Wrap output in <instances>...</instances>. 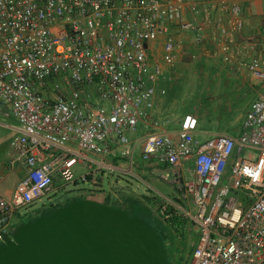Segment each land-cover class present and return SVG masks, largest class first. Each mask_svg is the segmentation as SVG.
<instances>
[{"label": "built area", "instance_id": "obj_1", "mask_svg": "<svg viewBox=\"0 0 264 264\" xmlns=\"http://www.w3.org/2000/svg\"><path fill=\"white\" fill-rule=\"evenodd\" d=\"M243 26L234 0H0V114L18 119L9 161L26 168L11 196L0 190V242L57 186L85 181L108 155L133 163L140 148L194 205L183 208L199 230L185 264H264V88L237 133L204 139L195 112L176 136L152 119L166 64L183 49L175 28L264 81V57L249 55L257 45L236 41ZM141 122L148 130L134 136ZM78 164L89 170L78 176Z\"/></svg>", "mask_w": 264, "mask_h": 264}, {"label": "rangeland", "instance_id": "obj_2", "mask_svg": "<svg viewBox=\"0 0 264 264\" xmlns=\"http://www.w3.org/2000/svg\"><path fill=\"white\" fill-rule=\"evenodd\" d=\"M185 48L188 47L183 46V49ZM208 48L209 50L206 51L203 45L196 44L189 49V52L185 53L182 49L174 64H166V79L161 80L158 86L159 107L165 105V108L155 112L152 116L153 124H163V117L183 119L187 112H195L200 118V129L204 133L200 136L204 139L213 132H238L241 129L244 116L250 108L249 99L252 94L246 96L236 94L237 88L232 83L227 84L226 65L222 57L215 54L216 50L212 45ZM160 54L161 51L157 52V55ZM147 130L146 125L141 124L134 136H140ZM13 135L12 130L0 126V136L4 141H8ZM189 166L190 163L186 164L187 170ZM93 168L89 173L90 177L88 176L85 181L79 180L57 186L29 208L23 209L21 215L15 219L14 232L7 236L5 241L0 242V248L8 245V238L15 240V234L20 228L69 205L70 203L62 206L69 200L76 197H80L78 200L97 197L100 199L106 196L108 188L113 190L124 188L143 197L153 198L152 209L159 218L167 219L161 212V208L166 205L171 216L178 214L182 219L187 220L183 223L185 235L179 239L176 237L173 243L167 240L163 245L155 229L142 218L134 215L146 222L158 236L166 252L163 264H185L197 243L199 230L192 215L187 213L194 214V205L187 203L181 197L171 178H164L159 174L147 175L140 171L138 173L136 171L135 174L131 172L134 169L132 166H128L117 175H111V172L103 167L94 165ZM88 170L87 164L76 166L78 176ZM186 178H190L188 171ZM54 208L57 209L52 211Z\"/></svg>", "mask_w": 264, "mask_h": 264}, {"label": "water", "instance_id": "obj_3", "mask_svg": "<svg viewBox=\"0 0 264 264\" xmlns=\"http://www.w3.org/2000/svg\"><path fill=\"white\" fill-rule=\"evenodd\" d=\"M0 248V264H163L154 230L126 209L83 198L28 223Z\"/></svg>", "mask_w": 264, "mask_h": 264}, {"label": "crops", "instance_id": "obj_4", "mask_svg": "<svg viewBox=\"0 0 264 264\" xmlns=\"http://www.w3.org/2000/svg\"><path fill=\"white\" fill-rule=\"evenodd\" d=\"M234 1H237L242 5V17L244 20V26L242 30L236 34V41L239 43L249 41L254 42L257 47L255 50L250 51L249 55L251 57L260 55L264 57V0ZM174 31L177 37L183 42V46L188 47L183 49V52H189V49L196 45L193 39V33L191 31L180 30L179 28H175ZM207 34L212 40H214V38L218 36V31H216L213 26H208ZM209 45H212L215 48L213 43H208L206 45H203L206 51L209 50ZM215 54H217V56L219 55L216 51ZM223 63L226 65L225 76L227 78V84L232 83V85L237 88L236 94L238 96H246L252 94V97L249 99V104L251 106L252 102L263 90L264 81L255 78L246 68L240 67L236 63H226L224 61ZM159 105L158 94L157 107L154 110V114L157 111H162V108H165V105L162 107H159ZM168 119L170 120V122L168 124H165L164 122ZM181 120L182 119H178L176 117L167 116L163 117V124L161 125H163L171 134L176 136L177 131L181 125ZM141 124H143V122L140 123V126ZM17 125L18 119L14 115L5 116L3 114H0V126L12 130L14 132V135L17 133ZM13 136L8 141H4L3 137L0 136V190L8 196H11L13 194L18 182L26 173V168L23 164H17L14 166L10 164L9 150ZM93 157L95 160H100V157L102 158V156L100 155H93ZM105 158L106 164L103 168L109 170L111 172V175L119 174L120 172L124 171V169H127L128 166H132L135 169H132V173H135L136 171V173H138V171H140L147 175L153 174L150 167L151 163L143 160L140 148H138L136 151L135 160L133 163L129 161L128 158L120 154L108 155ZM96 164L98 163L94 162L95 166H97ZM109 191L124 192L128 190L124 188H121L120 190H113L112 188H108V192L106 195H108ZM20 215L21 213L16 214L14 223L16 222L15 219L17 218V216L19 217Z\"/></svg>", "mask_w": 264, "mask_h": 264}, {"label": "trees", "instance_id": "obj_5", "mask_svg": "<svg viewBox=\"0 0 264 264\" xmlns=\"http://www.w3.org/2000/svg\"><path fill=\"white\" fill-rule=\"evenodd\" d=\"M89 176V175H88ZM87 176V177H88ZM90 177V176H89ZM95 195V194H93ZM80 197H76L69 200L64 205H67L73 201L78 200ZM95 199V198H94ZM96 199H99L97 197ZM101 202L109 204L111 206L126 209L130 215H137L151 225L155 231L160 235V240L163 245L169 240L171 243L176 241V237H183L185 235L184 225L186 219H182L180 215L175 214L166 220L159 218L153 211V198L150 196H141L135 192L124 191V192H111L108 195L99 199ZM61 206V207H62ZM57 208L52 209L55 210ZM182 225V226H181ZM176 244V242H174Z\"/></svg>", "mask_w": 264, "mask_h": 264}]
</instances>
